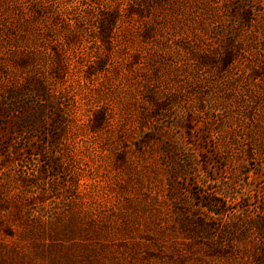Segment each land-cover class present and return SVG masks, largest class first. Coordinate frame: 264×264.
Here are the masks:
<instances>
[{
  "label": "rangeland",
  "instance_id": "obj_1",
  "mask_svg": "<svg viewBox=\"0 0 264 264\" xmlns=\"http://www.w3.org/2000/svg\"><path fill=\"white\" fill-rule=\"evenodd\" d=\"M0 109V264H264V0H0Z\"/></svg>",
  "mask_w": 264,
  "mask_h": 264
},
{
  "label": "trees",
  "instance_id": "obj_2",
  "mask_svg": "<svg viewBox=\"0 0 264 264\" xmlns=\"http://www.w3.org/2000/svg\"><path fill=\"white\" fill-rule=\"evenodd\" d=\"M113 25H114V22L110 21V20H108L106 23H104L103 33L111 31ZM0 113H1V109H0ZM36 122H37V119L34 123H36Z\"/></svg>",
  "mask_w": 264,
  "mask_h": 264
}]
</instances>
